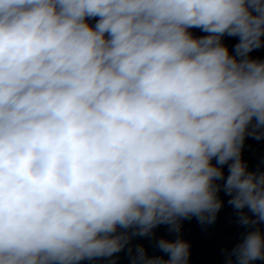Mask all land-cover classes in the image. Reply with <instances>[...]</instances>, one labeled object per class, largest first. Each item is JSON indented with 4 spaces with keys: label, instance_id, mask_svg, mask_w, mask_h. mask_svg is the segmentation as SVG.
Wrapping results in <instances>:
<instances>
[{
    "label": "clouds",
    "instance_id": "clouds-1",
    "mask_svg": "<svg viewBox=\"0 0 264 264\" xmlns=\"http://www.w3.org/2000/svg\"><path fill=\"white\" fill-rule=\"evenodd\" d=\"M262 47L264 0H0V264H190L221 192L264 261Z\"/></svg>",
    "mask_w": 264,
    "mask_h": 264
}]
</instances>
